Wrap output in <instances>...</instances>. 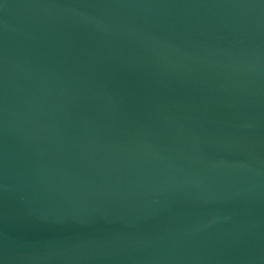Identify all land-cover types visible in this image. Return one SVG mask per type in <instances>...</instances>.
I'll return each mask as SVG.
<instances>
[{
  "label": "water",
  "instance_id": "obj_1",
  "mask_svg": "<svg viewBox=\"0 0 264 264\" xmlns=\"http://www.w3.org/2000/svg\"><path fill=\"white\" fill-rule=\"evenodd\" d=\"M0 264H264V0H0Z\"/></svg>",
  "mask_w": 264,
  "mask_h": 264
}]
</instances>
